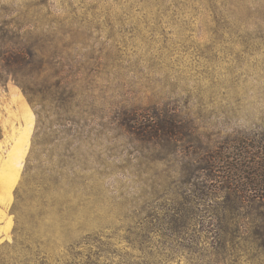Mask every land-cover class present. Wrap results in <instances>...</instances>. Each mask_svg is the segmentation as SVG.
<instances>
[{
	"label": "rangeland",
	"instance_id": "obj_1",
	"mask_svg": "<svg viewBox=\"0 0 264 264\" xmlns=\"http://www.w3.org/2000/svg\"><path fill=\"white\" fill-rule=\"evenodd\" d=\"M0 206V264H264V0H0Z\"/></svg>",
	"mask_w": 264,
	"mask_h": 264
},
{
	"label": "trees",
	"instance_id": "obj_2",
	"mask_svg": "<svg viewBox=\"0 0 264 264\" xmlns=\"http://www.w3.org/2000/svg\"><path fill=\"white\" fill-rule=\"evenodd\" d=\"M159 130L162 131V132H164L163 138H165V141L171 139V137L168 136V133L167 132L170 131V130L173 131V128L162 126L161 129H159ZM256 164L259 165V167H257L256 169L262 168V163L261 164L256 163ZM261 237L264 239V235L261 234ZM262 242H263L262 247L264 249V241H262Z\"/></svg>",
	"mask_w": 264,
	"mask_h": 264
},
{
	"label": "crops",
	"instance_id": "obj_3",
	"mask_svg": "<svg viewBox=\"0 0 264 264\" xmlns=\"http://www.w3.org/2000/svg\"><path fill=\"white\" fill-rule=\"evenodd\" d=\"M0 209H2L1 206H0Z\"/></svg>",
	"mask_w": 264,
	"mask_h": 264
}]
</instances>
